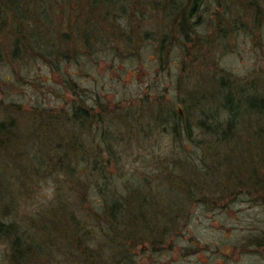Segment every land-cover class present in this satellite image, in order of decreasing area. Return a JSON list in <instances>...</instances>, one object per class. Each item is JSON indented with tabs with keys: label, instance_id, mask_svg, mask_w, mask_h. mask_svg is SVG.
Here are the masks:
<instances>
[{
	"label": "rangeland",
	"instance_id": "rangeland-1",
	"mask_svg": "<svg viewBox=\"0 0 264 264\" xmlns=\"http://www.w3.org/2000/svg\"><path fill=\"white\" fill-rule=\"evenodd\" d=\"M110 1L116 5L108 16L125 38L103 39L87 50L72 43L66 56L49 60L40 57V46L52 48L61 23L86 19L103 31L104 9L92 12L89 0L1 2L0 124L7 129L0 137L6 139L0 144V224L12 223L17 234L0 238V264H9L14 238L24 249L27 237L40 233V214H49L59 190H67L57 167L43 176L40 167L35 172L40 130L30 120L40 121V110L60 114L72 104L92 109L80 143L103 148L107 140L115 151L109 170L85 183L92 207L104 203L102 193L133 195L155 219L139 227L134 245L126 242L122 252L105 246L104 258L264 264V115L246 104L264 99V0H202L188 20V36L172 26L170 12L185 0ZM45 19L48 28L40 24ZM128 36L133 44L125 43ZM226 96L235 111L224 106ZM74 164L80 171L86 166ZM32 261L40 264V256Z\"/></svg>",
	"mask_w": 264,
	"mask_h": 264
},
{
	"label": "trees",
	"instance_id": "trees-1",
	"mask_svg": "<svg viewBox=\"0 0 264 264\" xmlns=\"http://www.w3.org/2000/svg\"><path fill=\"white\" fill-rule=\"evenodd\" d=\"M2 1L4 0H0V29L3 28L6 20L3 17ZM185 2L183 6L182 4H172L170 12L173 17L172 26L188 36L191 31L188 20L195 17L202 0H185ZM114 3L110 0H89L87 8L91 9L92 12L104 9V14H106V18L104 17L105 19L102 20L104 24L106 23L104 30H100L97 25L90 26L86 19L83 22L78 21L76 26L71 22H63L60 24L61 30L59 34H56L59 36H56L52 48L44 49L40 46V57L49 60L66 56L67 49L65 48L72 43H78L87 50L95 47L103 39L125 38L122 33L115 32L113 20L108 16L113 11V6L116 5ZM136 3L144 4L133 2L132 7ZM167 5L166 3L162 7L167 8ZM119 8L123 14H126L123 4ZM155 8L154 6L153 9ZM46 21L47 19L41 21L40 24L46 23L45 26L47 27ZM20 38H16V44L12 49L15 54L18 53L19 42L23 36ZM130 38L128 36V41L125 43L133 44ZM26 43L30 44V41H26ZM28 48H31V44L26 50ZM229 97H225L224 106L228 108L229 112H233L236 107L230 102ZM249 100L246 101L248 108L252 112L264 115V99L253 98ZM50 112L52 111L40 110L38 113L40 121L36 122L35 118V121L30 120L32 121L31 124L34 123V127L40 130V149L34 158L35 161H38L35 172H38L39 169L37 168L40 167V175L43 176L57 167L59 171L65 173L66 185L64 184L63 188H67V190H59L57 201L53 205V209H50L49 214V211L40 214V233L35 232L32 236L29 235L25 241L27 246L24 249L21 248L19 237L13 239L11 243L12 252L8 262L9 264H34L32 259H37L40 256V264H57L54 259L57 252L63 258L62 264H72V262L76 264H109L112 257L104 258L105 246L107 250L115 251V254L122 252L126 242L134 245L136 236L134 233L137 232L138 228H147L150 226V222L155 223V219L148 217L147 211L144 210L146 201L143 199L140 204L133 203V195L132 197L115 198L110 194L106 198L105 195L103 197L102 193V198L105 199L104 203H99V208L92 207L87 197L89 195L87 188L92 181L90 179L96 171L106 172L109 170V161L112 162L116 158L115 151L111 143L106 142L107 140L104 142L103 148L98 145L94 147L91 144L89 146L80 143L79 140L84 129L92 121L91 108L72 104L67 111H59L60 114ZM3 129L7 128L0 124V137H2ZM4 131L8 132V130ZM172 131L176 134L177 127L175 125H173ZM105 138L103 137V140ZM4 140L6 139H1L0 144H5ZM104 153L109 159L104 160L102 157ZM24 154L27 156V152ZM74 162H84L86 166L82 169L83 171H80ZM29 163L27 161L28 165L25 164V166H28L29 173L33 174L34 167ZM107 178L108 176H105V179ZM71 193L73 198H69ZM15 232L12 223L0 224V238L8 239L11 235L15 237L17 234ZM113 258H116L115 255ZM115 261L111 264H114ZM122 263L117 261V264Z\"/></svg>",
	"mask_w": 264,
	"mask_h": 264
}]
</instances>
